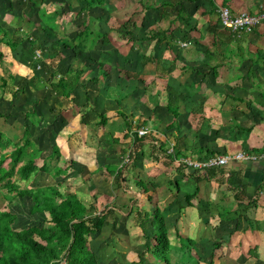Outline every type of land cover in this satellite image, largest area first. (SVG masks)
<instances>
[{
    "label": "crops",
    "instance_id": "crops-1",
    "mask_svg": "<svg viewBox=\"0 0 264 264\" xmlns=\"http://www.w3.org/2000/svg\"><path fill=\"white\" fill-rule=\"evenodd\" d=\"M128 1L105 0L86 13L81 9L85 5L83 0H0V35L2 29L7 30L10 24L13 30L7 32L13 35V40H19L14 36L17 30L33 42L30 45L19 40L15 52L6 45H0L4 62L11 60L16 64V71L11 73L27 83V93L21 94L22 103H18L17 98L8 99L6 96L9 94L0 99V112L7 116L5 120L0 118V130L17 141L24 129V113L34 111L39 123H28V129L33 139L39 140V147L40 144L43 146L40 147L42 154L37 161L38 167L57 150L63 160L75 162L82 168L79 172L68 171L67 176L75 174L80 178L83 170L82 181L69 185L80 189L78 195L82 192V185L94 181L93 176L99 173L104 175V179L100 175L101 179L97 180V188H100L97 193L103 195L108 187L106 184L113 186L105 166H121L120 156L129 155L130 149L102 151L101 166H94L92 159L84 166L86 156L83 153L86 151H73L78 133L71 137L67 134L79 130L88 140V128L92 126L83 123L81 114L73 123H67L65 140L54 135L57 134L55 124L66 123L63 113L68 102L81 107L85 103L82 98L89 100L95 111L114 118L108 127L122 122L125 132L126 124L131 126L133 135L140 129L148 131L143 139L146 148L135 154L129 166L134 173L131 177L145 174L150 178L140 180L145 188L141 193L148 198L156 196V204L163 206L160 211L167 226L175 227L179 235L193 240L191 250L194 248L201 254L205 252L201 258H207L214 244H220L216 249L219 252L217 264H264V27L235 35L222 27L218 13L221 7H226L232 15L243 12L256 14L264 10V0H136L133 5L125 7ZM52 5L55 8L50 7ZM68 12L71 15L64 22L61 18ZM135 16L140 19L139 23L144 18L151 31L138 50L136 44L139 39L132 32L138 23ZM43 17L54 19L56 26L60 24L58 27L64 28L51 37L61 43V47L58 52L54 50L50 54V58L53 56L51 60L58 54L63 60L59 62V57L58 63L51 61L49 68L46 67L48 73L45 78L41 74L35 76L37 80L33 77L28 79L27 74H36V67H41L37 64L30 70L28 66L25 73L24 65L17 60L19 48L31 49L38 45L39 41L33 40L32 34L41 27L42 33L46 34ZM156 18H159L158 29L154 22ZM86 26L91 33L105 36L106 42L89 35L85 40V50L77 56L72 48L83 43L79 32ZM70 27L74 28L75 35L67 37L70 34L65 30ZM106 27L109 31H104ZM122 28L131 36L126 37L130 45L126 53L116 51L120 50L116 46L111 49L108 61L91 56L95 40H98L100 52L105 45L123 44ZM78 68L83 70L84 88L78 91L76 101H62L46 87V82L55 72L64 74ZM114 72V83L108 85L102 78L114 75ZM2 76L0 65V84ZM87 86L92 88L91 95ZM108 88L119 91L120 96L112 95ZM170 96L176 98L173 107L177 109L176 117L168 110ZM28 100L34 104H29ZM62 104L65 108L55 116ZM125 110H129V114ZM30 125L33 126L32 132ZM42 137H45V142H40ZM128 139L132 145L131 137ZM95 152L99 154V151ZM72 154L75 157L69 159ZM239 154L249 159H234ZM218 156L232 157V160L222 167H211L203 172L175 163L177 159L199 162ZM36 175L51 177L45 173ZM159 177L161 181H158ZM172 180L173 188L169 185ZM193 193L195 195L188 206L185 195ZM149 201L144 203L150 204ZM172 215L175 220L169 224Z\"/></svg>",
    "mask_w": 264,
    "mask_h": 264
},
{
    "label": "trees",
    "instance_id": "trees-1",
    "mask_svg": "<svg viewBox=\"0 0 264 264\" xmlns=\"http://www.w3.org/2000/svg\"><path fill=\"white\" fill-rule=\"evenodd\" d=\"M83 1L85 5L81 9L83 12L88 13L94 6L102 5L105 0ZM89 35H93L94 39L102 38V43L106 42L105 36L91 33L86 26L79 32V37L83 39V43H80L77 48H72L75 55L78 56L83 53L85 40ZM12 36L2 29L0 45L8 46L12 52L16 51L19 40L33 45L32 40L22 32L17 30L14 32V36L19 39L18 41L13 40ZM3 57L4 55L0 52V65L3 70L0 99L10 94L12 100H14L19 94L27 93V83L25 84V79L19 78L8 71ZM62 60L60 59L59 62ZM82 76L83 70L79 68L67 70L64 74L55 72L48 80L49 82H46V87L52 90L62 101L71 100L74 102L78 97L80 88H84ZM20 82L23 83L19 84ZM170 98L171 106L168 110L176 117L178 115L177 109L173 108L176 98L175 96H170ZM28 103L34 104L29 100ZM63 108H65V105L62 104L54 115H59ZM80 114L83 123L86 125H95L99 128L108 122L106 114L95 111L89 100L85 101L84 105L80 107ZM118 115L123 116L122 112H118ZM90 117L94 121L90 122ZM0 118L5 120L7 116L0 112ZM24 119V129L17 141H14L0 130V192L3 193L6 201L5 206L0 209V264H104L101 258L89 248V239L95 234L103 232L106 225L105 217L111 214L113 210H108V207L104 208L105 204L103 202L99 203L101 207L97 206L99 196L102 197L97 192L92 196L93 201L87 205L81 200L80 194L61 191L59 188L61 185L58 182L53 185L33 187L25 185L33 175L38 173L49 174L52 178H56L67 175L68 171L71 170L79 172L82 168L77 166L75 162L63 160L57 150L52 153V157L44 160L42 166L38 167L37 161L40 159L42 151L38 141L34 140L29 132L28 123L37 125L39 120L36 119L34 111H26ZM127 137L134 140V142L132 141V149H130V152L128 151L129 162L122 163L126 156L124 154L119 159L121 166L117 167L115 164L105 166L107 175L112 179L114 190L124 191L125 189L128 191L126 183L129 178L126 177V170L129 169L135 159V145L138 143V147L142 148L145 144L143 140L145 137L138 138L137 133L133 135L131 126L128 124H126V137L124 138ZM51 141L53 140L51 139ZM165 156L169 158V156ZM80 176H84L83 170L80 172ZM139 184L142 190H145L143 185ZM195 194L185 195L188 206H190V199ZM15 198H29L31 201L29 213L32 216L47 215L48 221H45V224L48 222L50 226L33 224L19 230L14 229L18 224V218L11 211L10 202ZM107 201H109L108 198ZM131 202L129 212L122 215L121 219L124 223L132 215L135 217L133 220L134 228L140 232L138 239L141 243L137 247L140 249L136 253V260L129 261L128 264H170V255L173 250L171 239L173 236L180 240L181 245H184L178 260L189 263V259L193 258L188 257L193 240L179 235L175 227H168L165 217L158 208L149 211L150 204L140 207L135 200L131 199ZM97 208L101 210L98 214L95 213ZM115 223L114 227L116 226ZM219 247L220 244H214V249H212L209 256L210 264H214L216 249Z\"/></svg>",
    "mask_w": 264,
    "mask_h": 264
},
{
    "label": "rangeland",
    "instance_id": "rangeland-1",
    "mask_svg": "<svg viewBox=\"0 0 264 264\" xmlns=\"http://www.w3.org/2000/svg\"><path fill=\"white\" fill-rule=\"evenodd\" d=\"M134 3H136V0H129L128 2L125 3V7L127 5H133ZM73 5L75 6L76 4L73 3ZM55 6L58 7V5H55ZM50 7H54V5H52ZM129 8L130 7H128V9ZM122 11H123V9H122ZM45 12L47 13V11H45ZM68 13L69 14H66L67 16L65 15L61 18L64 22L67 21L68 16L71 15L70 12H68ZM47 14H49V13H47ZM132 14H134V13H132ZM136 18H137L138 23L135 26V28L132 29V32L139 39L137 44H136V46H137L136 50H138V48L140 46L142 47V45L146 41V39H147L146 37L151 34V31H150L147 23L145 24L144 18H143L142 22H140V23H139L140 19L138 17H136ZM133 19H135V18H133ZM42 20H43V23H45V25L44 24L43 25L46 27L45 28L46 34L42 33V27L38 28V30H36V31H33V34H32V37L35 38L33 40L39 41V42H37L38 45L35 44V46H33V48H31V49L30 48L23 49L22 47L19 48L20 54H19L17 60L24 65L25 69L29 66L30 70H32L33 67L37 64H40V67L45 69V70L41 71V68L38 69L36 67L37 73L35 74L34 72H31L32 73L31 76L30 75L28 76V74H27L26 76H27V78L29 77L28 79H32L31 77H33L34 80H37L35 78V76L37 77L38 75H41V74L43 75V78H45L47 76V73H48L46 71V67L49 68L51 61L58 63V61H57L58 58L59 57H60V59L62 58L61 55L58 54V56H56L55 59L51 60V58L53 56L50 58V54H52L54 52V50L56 52H58L59 48L61 47V43L53 40L51 37L54 36L56 31L60 30V32H61L62 29L64 30L63 26L58 27L60 24L56 26V24H54V22H53L54 19L51 21V18L43 17ZM133 21L134 20H132V22ZM154 22L156 23V29H158L159 28V18H156V20H154ZM73 29L74 28L70 27V28H67L65 30L66 33L70 34V35H67V37H69V36L72 37L75 35V31H73ZM8 30L12 31L13 26L9 24V26H7L6 31H8ZM98 30H101V28ZM104 31H109V30L106 27L104 29ZM120 33H121V36H123V38H121V41H124L123 44H121V43L114 44L113 43L112 46L105 45V48L102 50L103 52H100V50H99L100 45L98 43V40H95L93 50L91 52V56L96 58V59L102 58L104 61H108L110 53H111L110 52L111 49L115 48L116 46L118 48H120V50L117 49L116 51H118V52L121 51L122 53H126L127 49L130 46L126 42V39H128L126 37H131V36H128L126 34V29H124V28H122L120 30ZM47 34H50V35L47 36ZM93 37L94 36H91V38H93ZM133 37H134V35H132V38ZM147 44H149V42H147ZM34 47H36V48H34ZM2 52L7 55V52L5 50H2ZM37 53H39V56H37ZM102 53H103V55H102ZM114 53H115V51H114ZM65 58H66V60L67 59L69 60V57H65ZM106 67L109 68V66L107 64H106ZM6 68L8 69L9 72H11L12 70L16 71L17 67H16V64H14L13 61L10 60L6 63ZM27 70L28 69L24 70L25 73ZM21 73H23V72H21ZM115 75H116V73L114 72V75L111 74L109 76V74H108V77L102 78V79L108 85H110V84L114 83V80H115L114 76ZM23 76L26 78L25 75H23ZM22 83L23 82H20L19 84H22ZM42 89H44V88H42ZM108 89H107V91L112 92V95H115L116 97L120 96L119 91H117L115 89H109V90ZM87 91H88V94L91 95L90 91H92V88L90 86H87ZM10 96L11 95L9 94L6 97L8 99L12 98ZM82 100H83V102H85V98H82ZM22 101H23V95L19 94L17 96V102L22 103ZM90 105H91V103H90ZM124 106L126 107V105H124ZM108 108L110 109L112 107H108ZM79 110H80V106H78L77 104L73 105L72 103L69 104V102H68L66 111H65V113H63L66 123L58 122L55 124L56 133H57V134L54 133L55 137H57V136L62 137V139H59V140H63L65 138V130L64 129L67 126V123L70 124V123H73L75 120H77L76 118L78 116H80ZM124 112L129 114V110H125ZM117 118H119V116H117ZM90 119H92V117H90ZM110 120H111V122H113L114 118H112L111 116L108 117V122L103 127L98 128L95 125H91L92 128L91 129L88 128V131H89L88 136H87L88 140H85L83 133H80L79 130L77 132L73 131L72 134L67 133L70 137L73 136L74 134L78 133L76 135L77 139L75 140L76 147H75V150L73 149V151H86L83 153V155L86 156L85 159H83L84 166H86L88 164L86 162L89 161L90 159H92L93 162H95L94 166L96 164L101 166V163L103 161V156L100 154L102 151H115L116 152V151H125V150L127 151V150L131 149L132 145L129 144L130 140L128 139L130 137L124 138V137H126L124 123L115 122L112 125H110V127H108L109 124H111L109 122ZM29 127H30V130L32 132L33 126L30 125ZM120 127L123 129H121ZM134 129H136V127H134ZM80 136L82 137V139H80ZM71 139H74V137ZM37 141L39 142V140H37ZM132 141L134 142V140H132ZM40 142H45V137H42V139H40ZM63 143H65V141ZM40 147H43V146L40 144ZM145 148H146L145 145H143V147L139 149L138 143H137L134 151H136V153L141 152ZM95 151H99V154H98V152H95ZM73 157H75V156L72 154L69 156V159L73 158ZM76 157H78V156L76 155ZM92 166H93V164L90 166V168H92ZM126 172L128 173V174H126V177L128 176L127 178H129L128 182L126 181L127 182L126 185H127V187L131 188L132 191L134 190L135 192H131L130 189L128 191H126L124 188H123L124 191L123 190H114L113 186L110 187L109 184L108 185L106 184V186H108V187L105 188L103 195H101V196H103V198H98L99 199L98 200L99 202L97 203L98 207H101V206H99V203L103 202L105 204V206H103L104 208L108 207V210L109 209L113 210L111 212V214H108L105 217L106 225L103 229V232L102 233L99 232V233L95 234L94 236L90 237V239H89V248L92 251H94V253H96L101 258V260H102V262H104V264H128L129 261H133L134 259L136 260V253L139 252L138 249H140L137 247H138L139 243H141V242L138 239L139 238L138 236H140V232L138 229L134 228L135 224H134L133 220L135 219V217L132 215L131 218H129L124 223H123V220L121 219L122 215H125L129 212L130 207L132 205L131 199L135 200L136 204L140 207H143L144 205H146L144 203L145 200L149 201V199H150V201H149V203H150L149 209L150 210L149 211H152L156 208L161 210L163 208V206L161 204L160 205L156 204L158 202L156 196L155 197L150 196L151 198H148V195L141 193L142 189H141V186L139 184L140 180H142V178H144V177L146 179H150V178H148V176H146L145 174H140V177L138 176V178H136V177L134 178V177H131V173L132 174H134V173L132 171H130L128 168H127ZM100 175L102 176V179H104L103 178L104 175L102 173H99L96 176L95 175L93 176L94 177L93 179H95L94 181L91 180L87 183V185L86 184L82 185V188H81L82 192H80V197H81V200H83V202L87 205H89L93 201L92 196L94 195L95 192H97L100 189V188L99 189L97 188L98 187L97 186V180L101 179ZM156 175H158V174H156ZM80 178L78 175L76 176L75 174H70L68 176L62 175V176H58L57 178H53V179H52V177L45 176V175H35V176L31 177L25 183V185L30 187V186H37V185L46 184V183L53 184L55 181H57L58 183L61 182L62 186L59 187L61 189V191L78 194L80 189L73 187V186H69V185H72L74 183H79L80 181H82ZM146 179H145V181H146ZM158 181H161V177H159ZM172 182H173V180L169 183L171 188H173ZM62 183H64V184H62ZM83 183H86V181L85 182L83 181ZM108 183H110V181ZM147 183L148 182H146V184ZM78 186L80 187V184H78ZM161 186H164L163 183H161ZM127 187H125V188H127ZM153 188H156V187L153 186ZM172 190H174V189H172ZM144 196H145V198H148V199H145ZM107 198L109 199V201H107ZM5 204H6V201L4 200L3 193L0 192V209H2L5 206ZM30 206H31V201L28 198H15V199L11 200L10 209L14 213H16V216L18 218V224L16 225V228H14V229L19 230L22 227H27V226L33 225V224L41 225V224H45V221H48L47 215H45V214L44 215L38 214V215L32 216L29 213V207ZM100 211L101 210L99 208H97L95 210V213L98 214ZM149 211H147V212H149ZM161 214L163 215L162 212H161ZM173 220H175L174 215H172V219L169 220L168 223L171 224V222H173ZM114 222H116L115 227H114ZM45 225L50 226V224H48V222H46ZM179 243H180V247H179ZM171 245L173 246V248H172L173 250L171 251V255H170V260H171L170 264H191V263H193V264L194 263L210 264L208 261L209 257L201 258V255L204 256L205 252H204V254H201V252L194 250V248H193V250H189L190 253H188V257H193L192 259H189L190 260L189 263L186 261L184 262L182 260H178L180 257V253H182L181 251H182V248L184 247V245H181L180 240L175 238V236H173L171 239ZM178 248H180V249H178ZM218 254H219V252L215 253V258H214L215 264H217Z\"/></svg>",
    "mask_w": 264,
    "mask_h": 264
},
{
    "label": "built area",
    "instance_id": "built-area-1",
    "mask_svg": "<svg viewBox=\"0 0 264 264\" xmlns=\"http://www.w3.org/2000/svg\"><path fill=\"white\" fill-rule=\"evenodd\" d=\"M219 18L221 25L224 29L234 33L235 35L240 33H250L255 28L259 26L264 27V10H259L256 14H250L247 12H243L237 15H232L230 10L226 7H221L218 10ZM39 56V53H37ZM138 138L146 137L148 131L145 129H140L136 131ZM234 159L242 160L249 159V157H245L244 155H236ZM232 157L228 156H218L211 157L205 161H190L188 159H177L175 163L177 165H184L186 167H191L197 171L203 172L211 167H222L226 165ZM129 162L128 155L124 158V163Z\"/></svg>",
    "mask_w": 264,
    "mask_h": 264
}]
</instances>
